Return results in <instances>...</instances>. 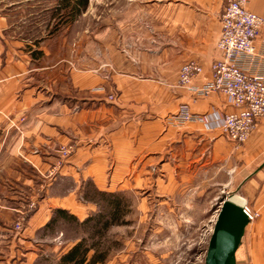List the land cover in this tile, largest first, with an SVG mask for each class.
Masks as SVG:
<instances>
[{"label": "crops", "instance_id": "crops-1", "mask_svg": "<svg viewBox=\"0 0 264 264\" xmlns=\"http://www.w3.org/2000/svg\"><path fill=\"white\" fill-rule=\"evenodd\" d=\"M16 1L0 0V264H57L76 238L56 243L57 234L49 235L56 209L81 220L90 210L78 198L84 183L123 190L132 173L156 160L164 167L167 200L218 167L229 175L227 185L242 175L234 190L257 216L247 225L240 256V247L235 251L236 263L248 256L264 264V166L258 169L264 120L235 146L219 126L220 114L233 110L226 97H195L176 83L179 67L191 60L203 68L193 85L210 78L226 0H153L156 49L123 58L117 71L113 65L68 69L47 47L26 42L15 30ZM247 8L264 15V0H250ZM255 48L264 51L261 38ZM101 85L119 99L106 100ZM183 105L208 120L176 124L171 116ZM68 143L74 149L58 163L56 148ZM33 185L38 206L14 232L20 191Z\"/></svg>", "mask_w": 264, "mask_h": 264}, {"label": "rangeland", "instance_id": "rangeland-1", "mask_svg": "<svg viewBox=\"0 0 264 264\" xmlns=\"http://www.w3.org/2000/svg\"><path fill=\"white\" fill-rule=\"evenodd\" d=\"M58 1L17 0L13 6L15 30L24 32L22 37L26 42L43 45L54 56L63 58L68 69L95 71L113 65L117 71L116 66L121 67L123 58H136L138 54L156 49L153 0H88L86 9L74 21L65 24L52 15ZM159 18L161 22L162 12ZM158 33L162 34L160 29ZM177 86L184 88L178 83ZM101 89L106 92V100L119 99V92L112 89L109 92L103 85ZM239 145L242 144L235 143V146ZM68 146L71 153L74 149L72 143L56 148L58 163L69 157L70 153L62 156L60 151ZM131 175L128 188L114 190L122 193L130 206L125 223L114 224L107 230L104 245L108 247V255L101 264H204L207 241L221 201L231 195L234 200L242 202L241 198L232 195L242 175L234 184L227 185L229 175L218 167L216 175L201 173L197 183H189L171 200L166 198L165 171L159 161L156 160L147 170ZM36 188L33 185L21 190L14 209L25 205L23 199L31 191L37 193L39 199L40 190ZM81 188L78 198L88 205L87 215L97 212L99 203L103 202L93 196L88 183ZM84 193L95 197L99 203L87 199ZM17 217L16 212L14 222ZM47 232L51 236L57 234L56 243H70L86 236L82 227L60 217ZM241 241L239 256L241 247L246 246V235ZM240 263L252 264V261L246 256Z\"/></svg>", "mask_w": 264, "mask_h": 264}, {"label": "built area", "instance_id": "built-area-1", "mask_svg": "<svg viewBox=\"0 0 264 264\" xmlns=\"http://www.w3.org/2000/svg\"><path fill=\"white\" fill-rule=\"evenodd\" d=\"M250 0H226L220 17L221 33L216 42L218 57L210 64V78L197 86L192 80L203 71L196 61H187L179 67L177 83L189 89L195 97H205L213 92L222 93L232 111L220 114L219 126L222 133L236 144L247 140L256 126L264 120V51L258 52L255 40L264 44V15L247 8ZM209 115L191 112L187 105L181 106L171 119L176 124L184 122H205ZM62 156H68L70 147L63 148ZM24 198V193H22ZM38 194L31 191L21 208L16 209L18 217L14 232L22 229L28 215L37 208ZM243 210L249 220L256 213L247 204Z\"/></svg>", "mask_w": 264, "mask_h": 264}, {"label": "trees", "instance_id": "trees-1", "mask_svg": "<svg viewBox=\"0 0 264 264\" xmlns=\"http://www.w3.org/2000/svg\"><path fill=\"white\" fill-rule=\"evenodd\" d=\"M88 0H59L57 6L52 12L53 17H58L62 24L74 21L82 11L86 9ZM92 188L93 196L103 202L100 204L95 197L88 196L87 199L99 203L98 211L85 216V219L79 220L73 214L66 210L56 209L48 226L54 225L58 217L72 221L76 226L82 227L86 236L76 239L71 247L63 252L57 264H101L108 255V247L104 245V238L107 230L114 224L125 223V216L129 211V202L120 192H108L98 190L91 182H87Z\"/></svg>", "mask_w": 264, "mask_h": 264}, {"label": "water", "instance_id": "water-1", "mask_svg": "<svg viewBox=\"0 0 264 264\" xmlns=\"http://www.w3.org/2000/svg\"><path fill=\"white\" fill-rule=\"evenodd\" d=\"M262 166L264 162L258 166V169ZM232 195L241 198L242 202L232 199L231 195L221 201L207 241L204 264H237L235 251L242 243L246 225L250 220L247 212L243 210L245 199L237 190Z\"/></svg>", "mask_w": 264, "mask_h": 264}, {"label": "bare ground", "instance_id": "bare-ground-1", "mask_svg": "<svg viewBox=\"0 0 264 264\" xmlns=\"http://www.w3.org/2000/svg\"><path fill=\"white\" fill-rule=\"evenodd\" d=\"M230 197L232 198V196H230ZM232 199H233V198H232ZM238 248H239V247H238ZM238 248H237V249H238ZM237 249H236V250H237Z\"/></svg>", "mask_w": 264, "mask_h": 264}]
</instances>
